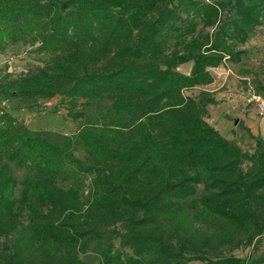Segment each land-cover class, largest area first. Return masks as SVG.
<instances>
[{"label": "trees", "instance_id": "trees-1", "mask_svg": "<svg viewBox=\"0 0 264 264\" xmlns=\"http://www.w3.org/2000/svg\"><path fill=\"white\" fill-rule=\"evenodd\" d=\"M263 17L264 0H0V55L41 63L1 75L0 100L58 98L79 124L54 140L0 108V264H264V139L242 120L252 151L223 137L203 89Z\"/></svg>", "mask_w": 264, "mask_h": 264}, {"label": "rangeland", "instance_id": "rangeland-1", "mask_svg": "<svg viewBox=\"0 0 264 264\" xmlns=\"http://www.w3.org/2000/svg\"><path fill=\"white\" fill-rule=\"evenodd\" d=\"M237 48L246 51L240 63L225 62L211 71L214 83L209 86L208 91L215 95L218 104L209 106L208 121L223 137L232 140L243 150L252 151L254 141L237 126V122L242 120L254 134H259L264 139V115L259 114L258 109L259 103L264 105V95H258L262 92L256 81L258 80L264 86V17L262 25L256 28L245 44L238 45ZM39 58V55L32 52L28 45L8 47L0 55V76L5 72L17 76L34 70L41 66ZM181 68L187 70L186 66ZM199 91L200 89H195L188 94L196 95ZM57 101L58 98L41 100L40 107L30 108L27 104L16 100H0V108L23 120L29 128L59 140L63 135L74 132L79 124L68 119L63 108L55 111ZM107 104L108 101H103L93 105L88 109L89 115L94 117V114ZM13 172L18 180H21L25 174V170L21 169L14 168ZM22 220L25 222L26 218ZM261 240L258 253L264 255V235ZM251 251V247H241L233 254L246 257ZM88 260L90 264H98V260L92 255H88ZM191 264L200 263L192 262Z\"/></svg>", "mask_w": 264, "mask_h": 264}, {"label": "built area", "instance_id": "built-area-1", "mask_svg": "<svg viewBox=\"0 0 264 264\" xmlns=\"http://www.w3.org/2000/svg\"><path fill=\"white\" fill-rule=\"evenodd\" d=\"M260 97V96H259ZM258 97V98H259ZM263 103H259L258 105V109H259V114L264 115V105H262Z\"/></svg>", "mask_w": 264, "mask_h": 264}, {"label": "crops", "instance_id": "crops-1", "mask_svg": "<svg viewBox=\"0 0 264 264\" xmlns=\"http://www.w3.org/2000/svg\"><path fill=\"white\" fill-rule=\"evenodd\" d=\"M182 67H183V66H182ZM186 67H187V69H188V66H186ZM181 69H183V68H181ZM212 70H213V69H210V71H212ZM213 83H214V82H213ZM213 83H212V84H213ZM212 84H210V85H212ZM210 85L204 86L203 89H204V90H209V86H210ZM244 119H245V118H244ZM248 125H249V124H248ZM248 127H249V126H248ZM250 130H251V129H250ZM251 132L253 133L252 130H251ZM253 134H254V133H253Z\"/></svg>", "mask_w": 264, "mask_h": 264}]
</instances>
